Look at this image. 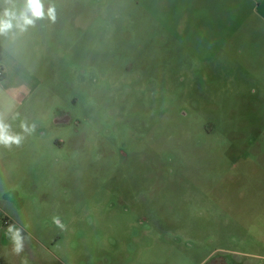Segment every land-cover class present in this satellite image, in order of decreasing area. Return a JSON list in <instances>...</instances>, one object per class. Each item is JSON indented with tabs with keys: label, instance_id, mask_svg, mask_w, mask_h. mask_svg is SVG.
<instances>
[{
	"label": "rangeland",
	"instance_id": "1",
	"mask_svg": "<svg viewBox=\"0 0 264 264\" xmlns=\"http://www.w3.org/2000/svg\"><path fill=\"white\" fill-rule=\"evenodd\" d=\"M193 1L40 0L7 30L0 264H264V60Z\"/></svg>",
	"mask_w": 264,
	"mask_h": 264
},
{
	"label": "crops",
	"instance_id": "2",
	"mask_svg": "<svg viewBox=\"0 0 264 264\" xmlns=\"http://www.w3.org/2000/svg\"><path fill=\"white\" fill-rule=\"evenodd\" d=\"M192 4L193 6L189 4L187 7L185 5L180 7V14L182 15L180 20L184 22L185 25L191 24V21L188 22L185 19V15L194 14L196 16V14L204 13L210 15L211 31H216L218 36L220 33H228L229 29H231V23L236 22L235 28L237 29H234L230 38L239 34L242 30L245 33L246 31L252 33L256 38L251 37L250 42H255L258 45V51L261 53L260 56L264 60V0H194ZM191 6L192 10L189 9ZM26 11L27 0H0V20L10 21L14 30L24 26L20 16ZM27 15L33 22L36 19L39 20L37 17L32 16L30 11H27ZM196 22H198V19H194V23ZM7 30L0 32V68L4 72L3 68L5 67V70L9 69V63L14 62V67H17L19 71L18 63H16L15 56L9 46L10 40L7 37ZM234 40L235 39L219 40V38H217V40L210 39L209 42L205 40L202 42L209 44L210 52H212V49L217 45L231 44ZM248 40L249 38L246 36L243 37V44H247V42H249ZM202 42H199V44L205 45ZM214 57L215 56H210L211 61ZM262 68H264V63ZM3 125H5V127L7 126V124ZM5 134L7 135L6 132ZM11 148L10 146V149ZM7 149H9L8 144L0 143L1 159L5 158L4 152H6ZM2 230L0 225V231Z\"/></svg>",
	"mask_w": 264,
	"mask_h": 264
},
{
	"label": "clouds",
	"instance_id": "3",
	"mask_svg": "<svg viewBox=\"0 0 264 264\" xmlns=\"http://www.w3.org/2000/svg\"><path fill=\"white\" fill-rule=\"evenodd\" d=\"M27 11H30L32 16L34 17H40L43 15L42 11V5L40 3V0H27ZM27 11L22 13L20 16V19L23 21L24 25L31 24L33 21L28 17ZM52 10H49V14H51ZM12 27V24L10 21L6 20H0V32H3L9 28ZM20 138L19 137H13L5 134V125L3 123H0V143L5 144H11V143H17L19 144ZM9 231H12L11 228H9ZM20 235L17 231L14 235V240L16 243L15 251L19 253L22 250V246L20 243Z\"/></svg>",
	"mask_w": 264,
	"mask_h": 264
}]
</instances>
